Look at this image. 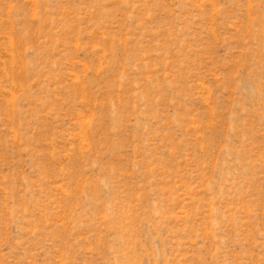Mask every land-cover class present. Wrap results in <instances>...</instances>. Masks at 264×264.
Masks as SVG:
<instances>
[{
    "label": "rangeland",
    "instance_id": "rangeland-1",
    "mask_svg": "<svg viewBox=\"0 0 264 264\" xmlns=\"http://www.w3.org/2000/svg\"><path fill=\"white\" fill-rule=\"evenodd\" d=\"M0 264H264V0H0Z\"/></svg>",
    "mask_w": 264,
    "mask_h": 264
}]
</instances>
